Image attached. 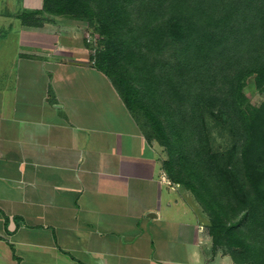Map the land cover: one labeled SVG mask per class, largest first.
Returning <instances> with one entry per match:
<instances>
[{
    "label": "crops",
    "instance_id": "0c3cea01",
    "mask_svg": "<svg viewBox=\"0 0 264 264\" xmlns=\"http://www.w3.org/2000/svg\"><path fill=\"white\" fill-rule=\"evenodd\" d=\"M42 2L0 10V264H235L105 72L19 17Z\"/></svg>",
    "mask_w": 264,
    "mask_h": 264
},
{
    "label": "trees",
    "instance_id": "16d2710c",
    "mask_svg": "<svg viewBox=\"0 0 264 264\" xmlns=\"http://www.w3.org/2000/svg\"><path fill=\"white\" fill-rule=\"evenodd\" d=\"M55 1L43 0L40 8L23 10L19 17L39 26L41 20L32 14L62 12L53 6ZM71 1L90 7L93 3L115 42L98 68L105 72L110 66V74L122 60L131 63L113 84L130 111L144 112L146 124L135 117L148 139L167 149L162 165L170 180L190 189L208 213L214 251L225 250L238 264H264V101L255 105L243 93L249 75L258 87L264 86V0H168L167 6L164 0H150L143 3L148 20L141 22V31L132 27V36V0ZM255 25L261 34L250 46L260 43L261 54L240 56L230 37ZM133 79L144 80L146 87ZM160 91L173 99L169 111L159 101ZM205 108L230 125L235 139L230 148L212 149Z\"/></svg>",
    "mask_w": 264,
    "mask_h": 264
},
{
    "label": "rangeland",
    "instance_id": "374dc122",
    "mask_svg": "<svg viewBox=\"0 0 264 264\" xmlns=\"http://www.w3.org/2000/svg\"><path fill=\"white\" fill-rule=\"evenodd\" d=\"M59 1H63L64 5L58 6L57 3ZM149 1L150 0H132L129 3L126 2L129 5L128 18L130 19L131 24L128 28L131 36L133 35L132 27L134 29L139 28V30L141 31L139 27L141 25V22H145L148 20V14H147L148 12L144 10V9L148 10V7L143 3L146 4ZM167 1L168 0H164L163 5L167 6ZM74 3L75 2L71 0H56L53 6L61 8L62 12L45 11L42 12L41 14H32V15L33 17H35V19L41 20V25L37 26L38 28H43V26L46 23H49L52 24L54 28H57L58 30L64 33L65 40L62 39V41H64L66 50H69L68 56L87 59L88 61H91L93 64L97 65L99 61L102 60V57H106L107 60L108 52L113 49L115 42L113 41V38L109 37V34L104 29L105 28L104 24L99 22L96 16V11L92 8L94 6L93 3H91L92 7L84 6L83 4L80 3H75V4ZM20 6H21V0H0L1 11L10 10L11 8L14 7L20 8ZM244 12L245 9H242L240 11L241 14ZM19 14L20 13H18V15ZM128 28H126L124 32L128 31ZM260 34H261V29L258 27V25H255L252 28H249L247 30V33L245 34L241 33L230 37L231 40H234L231 46H234L233 49H236V51L240 53L239 54L240 56L249 57L250 51L253 52L255 55L258 53L261 54L262 49L260 43L257 42L252 47L250 46V43L252 42V38L259 39ZM232 54L235 53L233 52ZM130 64H131L130 62L128 61L125 62L124 60H122L121 63L117 65V68L110 69L111 72L110 74H108V69L110 66L104 68L105 74L111 79L112 83L114 81H120L119 80L121 74L120 70L126 71L124 70L125 66L126 69L129 70V67H131ZM127 73L131 74L130 71ZM125 76L127 75L125 74ZM122 81H129V79L122 78L121 82ZM132 81L136 82L135 79H133ZM136 83L137 86L144 88L146 87L147 82L145 83L144 80H141ZM243 93L246 100L252 102L255 105H259L264 101V86L261 88L257 86L254 75H249L243 81ZM121 97L124 100L126 106H128L126 97L123 98L122 95ZM144 98L148 101V92L144 93ZM158 98L159 101L161 102L162 107H164L166 110L169 111L170 105L173 104L172 102L173 99L170 97V94L168 93L163 94L160 91V93L158 94ZM133 115L138 118L141 124H146L145 122L148 121L144 112H138L137 115L133 113ZM204 120H205L204 124L207 129L206 131L209 134L211 147L214 151L217 152V151L226 150L227 148H230L234 144L235 139L232 134L230 125L227 122L222 120V118L214 116V114L211 111L207 110L206 108L204 110ZM145 127L143 126V128ZM149 131L152 132V129L148 124V133ZM163 149H164L163 157L166 158L168 157L167 149L166 148ZM227 250L229 252V249ZM239 264H253V263L248 261Z\"/></svg>",
    "mask_w": 264,
    "mask_h": 264
}]
</instances>
